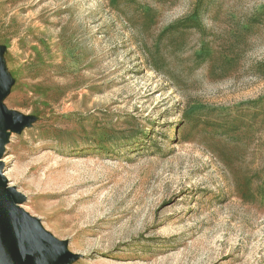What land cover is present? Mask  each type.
I'll return each mask as SVG.
<instances>
[{
    "label": "rangeland",
    "instance_id": "1",
    "mask_svg": "<svg viewBox=\"0 0 264 264\" xmlns=\"http://www.w3.org/2000/svg\"><path fill=\"white\" fill-rule=\"evenodd\" d=\"M0 85L63 264H264V0H0Z\"/></svg>",
    "mask_w": 264,
    "mask_h": 264
},
{
    "label": "water",
    "instance_id": "2",
    "mask_svg": "<svg viewBox=\"0 0 264 264\" xmlns=\"http://www.w3.org/2000/svg\"><path fill=\"white\" fill-rule=\"evenodd\" d=\"M4 91L0 85V99ZM27 120L0 105V159L8 142L6 129L20 130ZM0 161V264H63L72 257L44 232L40 221L18 205L25 199L14 187H7Z\"/></svg>",
    "mask_w": 264,
    "mask_h": 264
}]
</instances>
